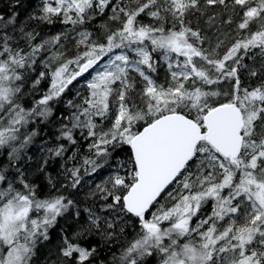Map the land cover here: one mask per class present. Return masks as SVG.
<instances>
[{"label":"snow or ice","instance_id":"obj_1","mask_svg":"<svg viewBox=\"0 0 264 264\" xmlns=\"http://www.w3.org/2000/svg\"><path fill=\"white\" fill-rule=\"evenodd\" d=\"M0 264H264V0H0Z\"/></svg>","mask_w":264,"mask_h":264}]
</instances>
